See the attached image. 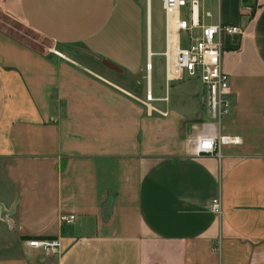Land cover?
<instances>
[{
	"label": "crops",
	"instance_id": "1",
	"mask_svg": "<svg viewBox=\"0 0 264 264\" xmlns=\"http://www.w3.org/2000/svg\"><path fill=\"white\" fill-rule=\"evenodd\" d=\"M0 11L67 48L0 29V159L13 190L0 228L14 240H0V264H264V0L202 4L204 24L243 27L224 42L234 102L217 124L198 81L165 95L146 0H0ZM148 65L151 101L132 83ZM154 70L164 93L153 94ZM203 122L241 143L186 153ZM27 237L57 238L59 252Z\"/></svg>",
	"mask_w": 264,
	"mask_h": 264
},
{
	"label": "built area",
	"instance_id": "2",
	"mask_svg": "<svg viewBox=\"0 0 264 264\" xmlns=\"http://www.w3.org/2000/svg\"><path fill=\"white\" fill-rule=\"evenodd\" d=\"M146 1L148 18L150 0ZM160 1L164 13V50L159 55L164 59L166 86L178 80L198 81L202 107L211 119L219 120L230 113L234 102L230 77L221 63L224 42L236 43L243 34V27L234 23L204 24L203 16H210L209 11H202L206 0ZM146 79L149 82L146 100L151 101L149 75ZM240 143L239 136L221 135L215 124L203 122L199 130L189 137L188 153L194 156L213 154L219 145ZM210 209L214 214L221 213L218 198L212 200ZM75 219L73 213H61L59 216L61 224H71ZM26 244L50 254L59 252L57 238H33L26 240Z\"/></svg>",
	"mask_w": 264,
	"mask_h": 264
},
{
	"label": "rangeland",
	"instance_id": "3",
	"mask_svg": "<svg viewBox=\"0 0 264 264\" xmlns=\"http://www.w3.org/2000/svg\"><path fill=\"white\" fill-rule=\"evenodd\" d=\"M149 12H150L149 14H150V21H151V29H152V31L149 30V39H151L152 50L154 52H158V50H160V46H162V48L164 46V13L161 8V1L160 0H150V11ZM0 29L10 34L14 38L22 41L26 45L32 46L36 49H41L44 51L46 50L48 52L49 51L52 52L53 50L64 52L67 49L66 47L53 44L51 41L47 40L46 38L40 36L33 30H31L24 23L6 16L1 11H0ZM181 36L183 37L182 34ZM147 48H148V41H147ZM152 59L154 63L158 61V64L164 67V59L162 56L155 55L153 56ZM151 69H152V66H151ZM146 70L147 68H145L144 79L140 75H138L136 76L135 80H133L132 82L136 86L137 93L140 92L141 94H143L145 97V100H146V92H147V85H148V81L146 79V75H147ZM158 79L160 78H157V75L154 70L153 79L151 80L153 94H155V92L158 90L159 91L161 90L162 93H164V82H163L164 77L162 76V80H158ZM182 81H185V80H182ZM172 84L173 82L169 83V86H172ZM167 88L168 87L165 84V95L167 92ZM206 120L214 121L215 124H217L216 123L217 120H213L211 118H208ZM186 153H188V147L186 148ZM4 161L5 160L0 159V220L1 221H4L6 219L5 213L2 210V208L4 207V204L12 202L13 200L12 199L13 190L10 186L6 185L5 180L3 179L4 177L2 174V168L4 165ZM1 230H2V227L0 228V240L3 238L4 240L8 242L10 247H13L14 240L12 238H7L6 236H3V233Z\"/></svg>",
	"mask_w": 264,
	"mask_h": 264
},
{
	"label": "bare ground",
	"instance_id": "4",
	"mask_svg": "<svg viewBox=\"0 0 264 264\" xmlns=\"http://www.w3.org/2000/svg\"><path fill=\"white\" fill-rule=\"evenodd\" d=\"M149 35V34H148ZM150 51V49L147 51V55H148V52ZM149 56H151V53L149 52ZM149 62H150V60H149ZM148 62V63H149ZM147 67V66H146ZM149 69H150V67H149V65H148V70H147V76L149 75V78H150V72H149ZM149 83V82H148Z\"/></svg>",
	"mask_w": 264,
	"mask_h": 264
},
{
	"label": "trees",
	"instance_id": "5",
	"mask_svg": "<svg viewBox=\"0 0 264 264\" xmlns=\"http://www.w3.org/2000/svg\"><path fill=\"white\" fill-rule=\"evenodd\" d=\"M34 237H27V238H23V239H33Z\"/></svg>",
	"mask_w": 264,
	"mask_h": 264
}]
</instances>
